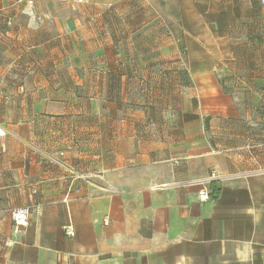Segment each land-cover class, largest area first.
Here are the masks:
<instances>
[{
  "label": "crops",
  "instance_id": "crops-1",
  "mask_svg": "<svg viewBox=\"0 0 264 264\" xmlns=\"http://www.w3.org/2000/svg\"><path fill=\"white\" fill-rule=\"evenodd\" d=\"M150 1L0 0V264H264V0Z\"/></svg>",
  "mask_w": 264,
  "mask_h": 264
},
{
  "label": "built area",
  "instance_id": "built-area-1",
  "mask_svg": "<svg viewBox=\"0 0 264 264\" xmlns=\"http://www.w3.org/2000/svg\"><path fill=\"white\" fill-rule=\"evenodd\" d=\"M79 1L82 2V0ZM223 178L224 177L218 174L216 170H213L207 178H195L193 180L186 181L184 184L191 187L199 186L201 188L199 192L200 201L206 202L210 199V195L213 192L211 188L212 183ZM10 216L12 217L16 227L26 226L30 220V209L26 207L13 209L10 212ZM65 231L67 235L71 237L75 235V231L72 227H67Z\"/></svg>",
  "mask_w": 264,
  "mask_h": 264
},
{
  "label": "rangeland",
  "instance_id": "rangeland-1",
  "mask_svg": "<svg viewBox=\"0 0 264 264\" xmlns=\"http://www.w3.org/2000/svg\"><path fill=\"white\" fill-rule=\"evenodd\" d=\"M26 2H28V9H30L31 11V15L33 14V11H32V9L34 8V5H35V2L37 1V0H25ZM75 2H80L79 0H74ZM83 1V0H82ZM154 0H151L150 1V5H149V7L153 10V11H159L158 9H157V7H155V5H154V2H153ZM169 1H171V0H163V2H169ZM203 43H204V45H203V48L205 49V50H202V49H200L201 51H203L205 54L206 53H211V54H217V51H219V50H221V46H224L225 44H220V48H219V44H212L211 43V38L210 37H207L204 41H203ZM223 50V49H222ZM210 54V55H211ZM223 58L221 59V61H220V63L221 64H224V65H226V66H229V62H228V60H226V56L224 57V56H222ZM217 68V70H216V72H217V76L219 77V79H222V78H225V77H229V73L226 71V68H224V67H222V68H224V70L223 71H221V67H216ZM224 72V73H223ZM225 73L227 74L226 76H224L225 75ZM239 75V74H238ZM237 75V76H238ZM240 76V75H239ZM232 77V76H231Z\"/></svg>",
  "mask_w": 264,
  "mask_h": 264
},
{
  "label": "trees",
  "instance_id": "trees-1",
  "mask_svg": "<svg viewBox=\"0 0 264 264\" xmlns=\"http://www.w3.org/2000/svg\"><path fill=\"white\" fill-rule=\"evenodd\" d=\"M160 70L163 72V67H162V68L160 67ZM213 184H214V183H212L211 188H212V190H213V192H214L215 187H214Z\"/></svg>",
  "mask_w": 264,
  "mask_h": 264
}]
</instances>
